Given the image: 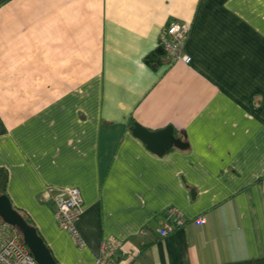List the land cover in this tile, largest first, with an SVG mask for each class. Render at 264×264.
Segmentation results:
<instances>
[{"label": "crops", "instance_id": "0c3cea01", "mask_svg": "<svg viewBox=\"0 0 264 264\" xmlns=\"http://www.w3.org/2000/svg\"><path fill=\"white\" fill-rule=\"evenodd\" d=\"M174 22L190 64L151 68ZM0 168L58 264H264V0H0ZM48 186L80 190L84 248Z\"/></svg>", "mask_w": 264, "mask_h": 264}, {"label": "built area", "instance_id": "2783aa9c", "mask_svg": "<svg viewBox=\"0 0 264 264\" xmlns=\"http://www.w3.org/2000/svg\"><path fill=\"white\" fill-rule=\"evenodd\" d=\"M188 29L179 22L171 23L161 37L158 48H162L172 62L181 61L190 64V57L184 54ZM55 208V219L59 229L66 232L74 244L84 248L85 244L76 228V221L84 211L83 197L78 188L47 187ZM182 222V220L178 219ZM206 223L204 218L196 221L201 226ZM173 231L172 226L165 225L159 229L161 237L168 236ZM112 242L102 244L103 256L97 259L96 264H116L106 254ZM0 264H37L24 244L17 231L4 222H0Z\"/></svg>", "mask_w": 264, "mask_h": 264}, {"label": "water", "instance_id": "95a60500", "mask_svg": "<svg viewBox=\"0 0 264 264\" xmlns=\"http://www.w3.org/2000/svg\"><path fill=\"white\" fill-rule=\"evenodd\" d=\"M132 135L145 144L153 154L161 157L173 148L185 149L182 141L174 136V130L167 127L163 130L150 132L137 124L131 129ZM0 219L8 226L18 230L26 247L37 264H58L50 249L39 235L35 227L30 226L14 209L8 197H0Z\"/></svg>", "mask_w": 264, "mask_h": 264}, {"label": "trees", "instance_id": "16d2710c", "mask_svg": "<svg viewBox=\"0 0 264 264\" xmlns=\"http://www.w3.org/2000/svg\"><path fill=\"white\" fill-rule=\"evenodd\" d=\"M165 56H166V53L163 51V49L157 48L153 53H151L145 58V63L151 68H158L159 66L163 64ZM7 183H8V172L6 169L0 168V197H8L7 196ZM19 214L30 226L34 227L31 223V220L26 214L22 212H19ZM0 222H2L1 219H0ZM14 230L17 231V233L21 237L20 232L16 229Z\"/></svg>", "mask_w": 264, "mask_h": 264}, {"label": "rangeland", "instance_id": "374dc122", "mask_svg": "<svg viewBox=\"0 0 264 264\" xmlns=\"http://www.w3.org/2000/svg\"><path fill=\"white\" fill-rule=\"evenodd\" d=\"M58 226V225H57ZM57 230H59V231H61L60 229H59V227H57ZM62 232V231H61ZM64 233V232H63ZM66 233V232H65ZM68 235V234H67Z\"/></svg>", "mask_w": 264, "mask_h": 264}]
</instances>
